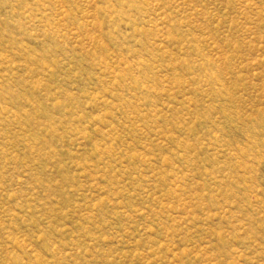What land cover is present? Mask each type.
<instances>
[{"label": "rangeland", "instance_id": "1", "mask_svg": "<svg viewBox=\"0 0 264 264\" xmlns=\"http://www.w3.org/2000/svg\"><path fill=\"white\" fill-rule=\"evenodd\" d=\"M0 264H264V0H0Z\"/></svg>", "mask_w": 264, "mask_h": 264}]
</instances>
